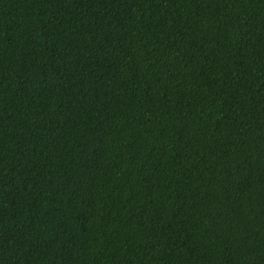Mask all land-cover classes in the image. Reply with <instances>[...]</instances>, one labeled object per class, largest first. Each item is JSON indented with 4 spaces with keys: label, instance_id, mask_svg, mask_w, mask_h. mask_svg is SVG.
<instances>
[{
    "label": "trees",
    "instance_id": "obj_1",
    "mask_svg": "<svg viewBox=\"0 0 264 264\" xmlns=\"http://www.w3.org/2000/svg\"><path fill=\"white\" fill-rule=\"evenodd\" d=\"M0 264H264V0H0Z\"/></svg>",
    "mask_w": 264,
    "mask_h": 264
}]
</instances>
